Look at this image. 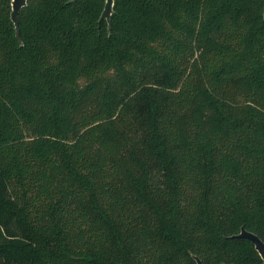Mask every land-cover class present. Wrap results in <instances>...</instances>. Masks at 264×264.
Listing matches in <instances>:
<instances>
[{
	"label": "trees",
	"instance_id": "trees-1",
	"mask_svg": "<svg viewBox=\"0 0 264 264\" xmlns=\"http://www.w3.org/2000/svg\"><path fill=\"white\" fill-rule=\"evenodd\" d=\"M0 0V264H263L264 0Z\"/></svg>",
	"mask_w": 264,
	"mask_h": 264
},
{
	"label": "water",
	"instance_id": "water-1",
	"mask_svg": "<svg viewBox=\"0 0 264 264\" xmlns=\"http://www.w3.org/2000/svg\"><path fill=\"white\" fill-rule=\"evenodd\" d=\"M76 0H70L69 2H74ZM115 0H105V5L103 12L101 14L99 22L107 20L108 29H111V16L113 13ZM28 0H11V21L14 24L16 38L22 43L21 33H20V23L19 15L21 10L27 5ZM230 238H244L250 240L260 257L263 260L264 264V241L255 233L248 231L245 227H241V231L238 234L232 235ZM197 264H205L198 256H193Z\"/></svg>",
	"mask_w": 264,
	"mask_h": 264
}]
</instances>
